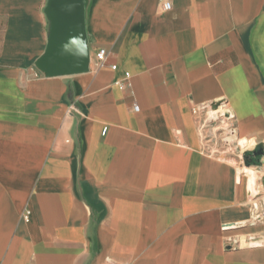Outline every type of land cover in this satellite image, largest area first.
<instances>
[{"label": "crops", "instance_id": "obj_1", "mask_svg": "<svg viewBox=\"0 0 264 264\" xmlns=\"http://www.w3.org/2000/svg\"><path fill=\"white\" fill-rule=\"evenodd\" d=\"M161 1L85 0L47 77L48 0H0V264H264V0Z\"/></svg>", "mask_w": 264, "mask_h": 264}, {"label": "water", "instance_id": "obj_2", "mask_svg": "<svg viewBox=\"0 0 264 264\" xmlns=\"http://www.w3.org/2000/svg\"><path fill=\"white\" fill-rule=\"evenodd\" d=\"M84 7L85 0H48L44 13L50 22L49 37L44 54L36 62L47 77L88 70L90 55L84 33ZM245 161L250 162L251 158Z\"/></svg>", "mask_w": 264, "mask_h": 264}, {"label": "rangeland", "instance_id": "obj_3", "mask_svg": "<svg viewBox=\"0 0 264 264\" xmlns=\"http://www.w3.org/2000/svg\"><path fill=\"white\" fill-rule=\"evenodd\" d=\"M215 116H216V113H209V115H208L209 119H212ZM252 164H253L252 161H250V162L245 161V165H241V168L238 169V176L241 179V181H244L243 180L244 173L242 170L245 168H249V166ZM256 179H257V177H256ZM247 192H248V196H249V203L250 204H254V203L257 204V202L254 201L257 198V196H255L257 193L256 182L251 188L250 187L248 188V186H247ZM250 224H254V223H251L247 220H243L241 222V225L237 229L234 230L236 232L235 235L240 236L237 239V241H239V242H236L235 245L248 246V245H256V244L262 243V241H258L257 239H252L249 241L245 234H241L242 230L245 227H247V225H250ZM250 238H252V236Z\"/></svg>", "mask_w": 264, "mask_h": 264}, {"label": "built area", "instance_id": "obj_4", "mask_svg": "<svg viewBox=\"0 0 264 264\" xmlns=\"http://www.w3.org/2000/svg\"><path fill=\"white\" fill-rule=\"evenodd\" d=\"M172 1L173 0H162L161 1L162 11H169L172 7ZM106 59H107L106 51L104 49H100L95 55L96 67L100 68V67L105 66ZM110 69L115 70L116 65H110ZM248 221L251 223H263L264 222V209H256L254 207L253 213Z\"/></svg>", "mask_w": 264, "mask_h": 264}, {"label": "bare ground", "instance_id": "obj_5", "mask_svg": "<svg viewBox=\"0 0 264 264\" xmlns=\"http://www.w3.org/2000/svg\"><path fill=\"white\" fill-rule=\"evenodd\" d=\"M250 168V167H249Z\"/></svg>", "mask_w": 264, "mask_h": 264}]
</instances>
